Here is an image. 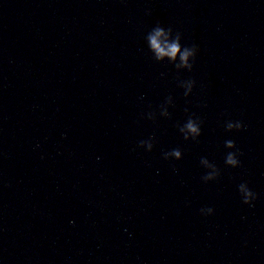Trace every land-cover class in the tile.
I'll return each instance as SVG.
<instances>
[{"label":"clouds","instance_id":"clouds-1","mask_svg":"<svg viewBox=\"0 0 264 264\" xmlns=\"http://www.w3.org/2000/svg\"><path fill=\"white\" fill-rule=\"evenodd\" d=\"M172 35V29L169 28L167 31L161 26H156L155 28L152 29V31L147 35V40L149 42L150 48L155 52L157 59L163 58L165 56L171 58L172 60H175L177 55L179 54L180 60H181V65L184 67H187L189 70L192 68V64H189V58L191 57L192 60H194L196 56L197 49L195 46L192 47H183L181 48L180 40L181 36L179 33L175 35V38L169 42L168 37ZM164 38L162 41L161 38ZM181 65H177V67H180ZM228 129L232 130L234 129H241L243 125L240 122H236L235 124L229 123L228 124ZM186 129L188 132L194 134V135H199L200 134V129L196 126V124L192 121L189 120V122L186 125ZM185 139H187V136H185ZM144 141L141 142V146L144 145ZM226 146L229 148L235 147V144L233 141L229 140L226 141ZM149 150L152 148V144L148 145ZM172 155L176 156L178 159L180 158V151L179 150H173ZM226 163L229 165H232L233 167H237L239 165V161L236 158V155L234 153H229L226 158ZM211 177H205V179H210ZM240 188L242 191H244V200L243 202L245 204H250L252 199H254V193L251 191L245 190L246 185L241 184ZM204 211V210H202ZM207 212L211 214L212 209H207Z\"/></svg>","mask_w":264,"mask_h":264}]
</instances>
